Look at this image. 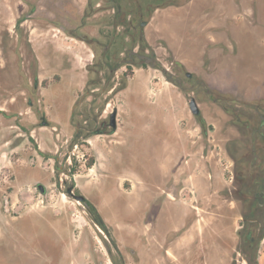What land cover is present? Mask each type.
Returning a JSON list of instances; mask_svg holds the SVG:
<instances>
[{"label": "rangeland", "instance_id": "374dc122", "mask_svg": "<svg viewBox=\"0 0 264 264\" xmlns=\"http://www.w3.org/2000/svg\"><path fill=\"white\" fill-rule=\"evenodd\" d=\"M48 6L46 12L53 10L54 6ZM31 8L26 0H0V107L6 109L0 114V238L4 239L0 264H114L112 259L117 264H203L207 260V264H243L238 237L242 202L233 200L228 205L222 195L231 189L234 197L229 171L232 159L238 148L242 151L250 141L256 119L264 116V77L257 79L256 85L246 84L250 74L246 70L242 84L208 83L207 75L217 73L208 63L192 66L187 59L190 63L184 64L175 48L182 43L190 45L192 31L188 37L181 36L188 28L171 20L178 18L179 9L163 7L147 27V40L159 63L189 91L170 82L161 69L135 67L127 77L123 67L112 81L114 89L101 91L102 84L91 87L100 95L95 99L89 96L77 110L75 122L82 130L75 139V125L69 124L70 104L85 92L88 63L101 59L104 49L65 36L53 26L54 19L42 21L36 16L20 27L22 13L31 12ZM73 16L71 13L69 18L74 20ZM176 27H181V34L176 33ZM20 28L28 30L27 42L32 40L22 68L28 83L22 88L16 85L22 82V75L14 48ZM120 30L113 34L111 27L106 28L109 44L113 36L117 38L113 46L117 55L131 43L129 36H122L123 28ZM217 40L208 45L233 48ZM105 72L97 77L103 84L108 76ZM187 72L196 78L191 79ZM198 78L213 92L212 98L202 97L203 87L190 90ZM124 81L126 87L121 90ZM192 96L200 98L206 129L190 110ZM218 97L223 100L217 101ZM30 100L33 109L28 107ZM114 109L118 110L119 130L94 134L104 120L109 121ZM41 116L50 124L41 126ZM17 121L35 127L37 143L58 160L38 154L27 135L19 137ZM17 138L25 141L20 144ZM90 161L94 162L91 168ZM72 169L75 181L69 175ZM74 182L75 192L96 205L110 234L94 221L87 206L65 193ZM40 183L47 188L44 201ZM173 188L175 196L168 193ZM227 212L230 217H224ZM47 222L51 225L52 254L42 256L31 242V233ZM207 226L214 228L216 240L210 255L204 256L203 243L197 244L194 238L195 230ZM179 239L182 242L177 246L174 243ZM222 239L228 240L222 243ZM166 250L169 257L160 260V256H168ZM25 251L38 256H21ZM255 252L259 264H264V238ZM187 256L193 260L187 261ZM31 258L38 261L28 262Z\"/></svg>", "mask_w": 264, "mask_h": 264}, {"label": "flooded vegetation", "instance_id": "af4514ba", "mask_svg": "<svg viewBox=\"0 0 264 264\" xmlns=\"http://www.w3.org/2000/svg\"><path fill=\"white\" fill-rule=\"evenodd\" d=\"M23 1V0H22ZM27 4H32L31 12H23L22 19L19 23L20 27H23V23L25 21L30 20L33 17H37V20L42 19V21H47L50 19H54L53 26H57L59 31L62 32L65 36L74 37L89 46H97L103 48V53L101 59H97V62H89L88 67V75L85 80V92L81 95L78 94L76 99L72 102L71 110L69 113V124L71 126L75 125V139L81 136L82 125L75 122V116L77 114V110L83 105V103L92 96L94 99L97 98L100 93L94 92L91 90L92 86H99L102 84V90L106 91L107 89H114L112 85V81L118 73L120 69L126 67L124 74L129 77L131 71L133 73L135 67L138 68H147L149 66L156 67L154 64H157L158 59L156 58L155 50L151 47L147 40V27L154 16L155 12L163 7H181L187 4L190 0H26ZM54 6L53 10L50 12H46L48 5ZM83 4V5H82ZM58 10V13L61 15L58 16V13L55 11ZM69 10L71 11L69 14ZM49 11V10H48ZM74 11V12H73ZM71 13L74 15L71 20ZM47 14L49 16H47ZM52 15V16H50ZM3 17V16H2ZM1 18V17H0ZM2 19V18H1ZM95 19L96 22L94 21ZM57 21V22H56ZM67 21V22H66ZM72 21L73 24H72ZM106 21V22H105ZM73 27V28H72ZM114 33H118V31L123 28L122 36L127 37L131 40L130 46L127 48L120 50L117 54L113 53V46L117 44V38L113 36L109 40H106V28H110ZM121 31V30H120ZM17 32V43L15 48V52L18 53L17 57L19 59V68L20 76L22 77V82L16 84L22 88L24 83H28L27 78L23 75L22 68L25 64V58L28 54L29 44L28 42L32 40H26V36L28 37V30L24 28H20L16 30ZM116 33V34H117ZM110 34V33H109ZM108 34V35H109ZM56 35V34H55ZM34 48H31L33 51ZM154 50L155 54L153 53ZM122 54V55H120ZM154 54V56H153ZM97 53H95L94 57L96 59ZM98 57V56H97ZM160 65L167 72L168 70L164 68V66L160 63ZM3 67V66H2ZM0 68L1 70L3 68ZM106 69V74H108L106 82H102L101 79H97L100 73ZM165 74V72H163ZM187 72V76H188ZM166 75V74H165ZM196 75L191 73V79H195ZM20 77V78H21ZM167 79L173 84L178 85L182 88L181 81L177 80L175 77L171 75H166ZM198 77V76H197ZM20 80V79H19ZM18 80V81H19ZM126 81V79H125ZM121 83V90L126 87V82ZM125 85V86H124ZM119 86L115 87L116 89ZM204 88V94L202 97L204 98H212L213 92L210 88L203 82L202 79L198 78L197 83H195L190 90L195 91L198 88ZM119 89V90H120ZM183 91L186 89L182 88ZM186 91H189L187 89ZM80 95V96H79ZM195 97L198 105L200 102V98L198 96ZM191 97V98H192ZM17 98V97H16ZM190 98V99H191ZM217 101H222L223 99L218 97ZM248 106V105H247ZM251 106V104L249 105ZM29 109L34 108L33 101L28 102ZM253 107V106H252ZM257 107V106H256ZM255 107V108H256ZM200 108V106H199ZM115 110V109H114ZM113 110V111H114ZM191 110V109H190ZM201 110V108H200ZM112 111V112H113ZM118 112V110H117ZM192 112V111H191ZM6 109L0 107V114H5ZM19 115H23L20 113ZM111 115V114H110ZM199 120L203 129H206V121L203 116V112L199 115H195ZM42 122L49 121L41 116ZM119 118L117 113V124ZM255 121V120H254ZM18 122V121H17ZM41 126H46L42 125ZM17 127L21 128L20 136L24 137L27 135L26 140L33 144L35 151L44 156L50 157L51 155L46 153L40 145L37 143L34 134V128H28L27 126L20 125L18 122ZM103 127L100 129H96L94 134H109L113 133V128L110 126V118L109 121H103ZM254 127V126H253ZM18 135V134H17ZM89 137V136H88ZM18 139V140H17ZM16 140L22 144L25 139L17 138ZM82 143H79V146ZM228 152V151H227ZM237 153H240L237 156ZM237 153L234 154L233 160V168L229 171L232 173V178L234 179V197H231L232 190H225L222 198L224 201L228 202V205L233 200H240L242 202V209H240V229L238 230V237L241 241V249L244 256H242V263L250 264V259L253 257L254 251L258 246V243L262 240V236L264 235V116L260 117V119H256L255 127L251 130L250 133V141L244 144V149L241 151L237 150ZM50 155V156H49ZM58 160L57 156H51ZM70 158L69 156L66 159ZM57 167V166H56ZM72 172L75 174V170L72 169ZM53 173V170L52 172ZM73 181L74 175L71 176ZM75 183V182H74ZM76 189V184L74 186V191ZM173 191L171 192H174ZM229 191V192H228ZM199 208V207H196ZM203 209V208H201ZM210 207L207 208V212H209ZM224 217H230L229 212L223 214ZM228 224L226 220L223 221ZM198 223V221H196ZM195 241L200 244L203 243V248L206 249L202 251L201 255L208 256L210 255V249L215 243L216 237L214 233V228L204 227L203 230H195ZM228 239H222V243L227 241ZM166 257L169 256H160V260H165ZM178 259L177 256H174ZM186 258V257H185ZM192 258L187 256L186 260L189 261ZM193 260V259H192ZM208 262V260H207ZM207 262H204L207 264ZM203 263V264H204ZM166 264V263H165ZM231 264H234L231 262Z\"/></svg>", "mask_w": 264, "mask_h": 264}, {"label": "crops", "instance_id": "0c3cea01", "mask_svg": "<svg viewBox=\"0 0 264 264\" xmlns=\"http://www.w3.org/2000/svg\"><path fill=\"white\" fill-rule=\"evenodd\" d=\"M176 8L179 9L176 12L178 18L171 20L188 28L182 32V29H179L181 27H176V33L182 32L181 36L188 37L191 30L193 37V40L189 42L190 45L182 43L175 48L178 56L186 59L187 62L183 59L184 64L188 65L187 59L191 61L192 66L202 62L208 63V68L217 73L216 76L207 75V81L210 84H242V72L246 70L250 73L246 84L256 85L257 79L263 80L264 0H190L187 4ZM165 38L172 46L174 45L167 34ZM214 39H218L215 42L220 40L223 43L228 42L233 48L228 47V50L223 47L211 48L208 44L214 43ZM202 76L205 78L204 74ZM254 85L252 87L255 88ZM118 130L117 126L113 134ZM166 153H168L167 150ZM166 156L165 154L164 157ZM168 193L175 196L174 192ZM50 226L48 222L40 223V226L34 227L31 233V242L41 250L42 256L52 254ZM181 239L174 244L180 245ZM3 249L4 239L0 238V260L4 256ZM166 253L169 256L168 250ZM21 256L38 255L25 251L21 252ZM34 261L38 260L35 258L28 260V262Z\"/></svg>", "mask_w": 264, "mask_h": 264}, {"label": "water", "instance_id": "95a60500", "mask_svg": "<svg viewBox=\"0 0 264 264\" xmlns=\"http://www.w3.org/2000/svg\"><path fill=\"white\" fill-rule=\"evenodd\" d=\"M188 76H191V73H188ZM189 107H190V109H191V111H192V113L194 114V115H199L200 113H201V110H200V108H199V105H198V102H197V100H196V98L195 97H192L191 99H190V101H189ZM117 109H115L112 113H111V115H110V126L113 128V132L117 129V126H118V124H117ZM42 125H48V122L47 121H43L42 122ZM69 175H71V171H69ZM74 186H75V183H71L68 187H67V189H66V191H65V193L66 194H69V195H71V196H73V198L75 199V200H77L78 202H80V203H83L85 206H86V202L87 201H91L88 197H86L84 194H82V193H76L75 191H74ZM38 188H39V190H40V197H41V200L42 201H44L45 200V197H46V194H47V188H46V186L45 185H43V184H38ZM92 202V201H91ZM95 205V204H94ZM96 206V205H95ZM90 211V210H89ZM99 211V210H98ZM91 213V212H90ZM100 213V212H99ZM92 214V213H91ZM100 215H101V213H100ZM92 217H93V215H92ZM101 217H102V215H101ZM93 219H94V217H93ZM102 219H103V221H104V223H105V225H106V229H104L101 225H99L96 221H95V219H94V221L103 229V230H105L106 232H107V234H110V232H109V230H108V226H107V224H106V222H105V220H104V218L102 217ZM105 239V238H104ZM104 244H105V246H106V248H107V250L110 252L111 251V248H110V245H109V243L108 242H105V240H104ZM113 260V262H114V264H117L116 263V260H114V259H112Z\"/></svg>", "mask_w": 264, "mask_h": 264}, {"label": "trees", "instance_id": "16d2710c", "mask_svg": "<svg viewBox=\"0 0 264 264\" xmlns=\"http://www.w3.org/2000/svg\"><path fill=\"white\" fill-rule=\"evenodd\" d=\"M153 53L155 54L154 50L152 49ZM153 54V56H154ZM156 56V54H155ZM156 67L160 68L163 72H165L166 75H168V72L163 69V67L160 65L159 62H157V64H154ZM232 102H237L235 99H232ZM94 164V162L90 161L89 162V167H92ZM74 175V172L71 171V176ZM86 206L89 208L90 212L92 213L95 221L101 225L104 229H106V225L97 209V207L91 202V201H87L86 203ZM262 238H264V235L262 236ZM256 252L254 251V254H253V257L252 258H249L250 260V264H259V259H258V256L255 254Z\"/></svg>", "mask_w": 264, "mask_h": 264}]
</instances>
